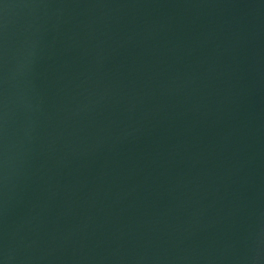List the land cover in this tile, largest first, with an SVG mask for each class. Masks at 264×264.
<instances>
[{"label":"water","instance_id":"1","mask_svg":"<svg viewBox=\"0 0 264 264\" xmlns=\"http://www.w3.org/2000/svg\"><path fill=\"white\" fill-rule=\"evenodd\" d=\"M0 264H264V0H0Z\"/></svg>","mask_w":264,"mask_h":264}]
</instances>
